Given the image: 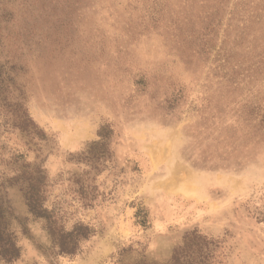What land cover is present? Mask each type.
<instances>
[{
  "label": "rangeland",
  "instance_id": "rangeland-1",
  "mask_svg": "<svg viewBox=\"0 0 264 264\" xmlns=\"http://www.w3.org/2000/svg\"><path fill=\"white\" fill-rule=\"evenodd\" d=\"M4 1L0 264H264V0Z\"/></svg>",
  "mask_w": 264,
  "mask_h": 264
},
{
  "label": "trees",
  "instance_id": "trees-1",
  "mask_svg": "<svg viewBox=\"0 0 264 264\" xmlns=\"http://www.w3.org/2000/svg\"><path fill=\"white\" fill-rule=\"evenodd\" d=\"M5 1L0 0V12L4 11ZM1 15V14H0ZM29 208L32 212L39 214L37 211L36 201L28 200ZM38 206V205H37ZM36 210V211H35ZM71 233L61 234L58 237H53V242L59 247V249L66 253H72L75 250L74 240L70 237ZM18 255V249L16 248L13 240L7 232L6 225L3 222V210L0 203V257L6 261L13 260Z\"/></svg>",
  "mask_w": 264,
  "mask_h": 264
}]
</instances>
